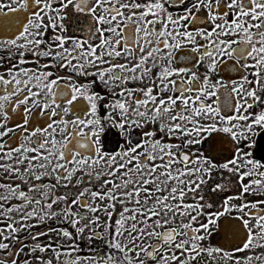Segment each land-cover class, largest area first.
Returning <instances> with one entry per match:
<instances>
[{
	"label": "snow or ice",
	"instance_id": "obj_1",
	"mask_svg": "<svg viewBox=\"0 0 264 264\" xmlns=\"http://www.w3.org/2000/svg\"><path fill=\"white\" fill-rule=\"evenodd\" d=\"M11 2L0 152L18 157L0 167L28 182L11 194L32 207L16 217L31 223L2 225L0 264H60L93 239L83 264H264V215L249 211L264 204V0ZM54 219L70 243L52 240Z\"/></svg>",
	"mask_w": 264,
	"mask_h": 264
},
{
	"label": "flooded vegetation",
	"instance_id": "obj_2",
	"mask_svg": "<svg viewBox=\"0 0 264 264\" xmlns=\"http://www.w3.org/2000/svg\"><path fill=\"white\" fill-rule=\"evenodd\" d=\"M0 2H3V0H0ZM9 6L15 7V4L12 3L11 0H9ZM17 14L18 13H12L11 15L14 16V15H17ZM5 15H7L6 11H5ZM189 53H190V47L182 46L179 49H175L174 57H176V59L178 61V57L179 56L187 55ZM0 57H2L5 61L10 59L9 57H7V55L4 52V50H0ZM185 66H187V65H185ZM201 71H203V69H201ZM177 83H179V81H177ZM0 139H4V138H0ZM20 142H21L20 138L17 137V139L15 141H13L11 144L6 143L5 144V151L7 150L8 147H15L16 144L20 143ZM32 146L34 147L35 145H32ZM3 155H4V153L0 152V165H10L12 167H16V165H14L13 161L18 157L17 153H13L12 158L9 159V160L3 159L2 158ZM29 155H34V153H29ZM41 162H43V161H41ZM20 166L21 167H27V163L26 162H22V164ZM19 175L20 174H18V173L11 172L8 168L0 167V197H6V199L0 200V204L4 205L3 208H0V213H4V215H0V231L4 232L5 237H7V235H8V230L5 227H2V225H4L5 222H12L14 227H18L19 223H31V220H29L27 222H25V221H17L16 220V217L18 215H23L24 212H26L29 207H32V205H27V206L23 205V201L22 200H20L19 198H17L16 196H13L11 194V185H13V184H19L21 186L20 190H26L27 187H28V182L19 179ZM77 175H79V173H77ZM247 179H249V178H245V182L247 181ZM88 180H89L88 176L84 175L83 176V181H84V186L85 187L88 186ZM32 182L33 183H37L36 181H32ZM42 182H52V183H54L55 180H54V177H44V178H42ZM75 187L76 186L73 185V189ZM41 190H43V189H41ZM65 190L66 189H64L62 187L61 189L58 190V194L62 193ZM32 194L35 195V192H33ZM84 199L87 202L86 198H84ZM255 199H264V196H262L259 193H257ZM16 204H20L21 207L23 208V211H16V210H13V212H7L6 211V209H8V208H10V207H12L13 205H16ZM37 207H39V206H37ZM74 208H75V206H73V210H74ZM118 211H119V209H117V212ZM249 211H252V212H254L256 214H259V215H264V204H257V207L255 209H249ZM234 216H235V213H232L231 217H234ZM112 219H113V221H112L111 224H114L115 216ZM48 223H49V221H46V224H48ZM48 225H50V224H48ZM53 225H54V228L57 229L60 226H63V227L67 226V223L66 222H61L60 224H58L57 220L54 219L53 220ZM44 228H45V224H41V225L36 226L34 229L20 230L18 232V235L21 236V237H26L28 235L29 231H37V230L43 231ZM38 239L40 241H43V242H48V237L47 236L39 237ZM215 239H216V237L213 236V240H215ZM6 242H9L10 244L13 243L10 240H8ZM14 243H15L16 246H18L19 241L14 242ZM26 243L31 245L32 242L30 240H27ZM11 251L14 252V248H12ZM256 251H259V249H256ZM49 252H50V250H49ZM49 252L44 254L45 258H49L50 257L49 256ZM2 253H3V250H0V261L5 259L4 255ZM37 254H39V253H37ZM21 256H23V253H21Z\"/></svg>",
	"mask_w": 264,
	"mask_h": 264
},
{
	"label": "rangeland",
	"instance_id": "obj_3",
	"mask_svg": "<svg viewBox=\"0 0 264 264\" xmlns=\"http://www.w3.org/2000/svg\"><path fill=\"white\" fill-rule=\"evenodd\" d=\"M85 198H86L87 201H89V199H90V197H88V196H86ZM77 207H78V205L75 206L74 210H76ZM81 211H83V209H81ZM100 215H101V219L102 220L106 218L103 213H100ZM112 221H113V219L110 220V223H112ZM48 224H50L53 227V229H54V231L51 234L52 240H60V242L63 243V244L70 243L69 240L62 239V238H60V237H58L56 235V232H55V229L56 228H54L53 220H49V223ZM65 227H68L70 230H72L71 227H70V225H68V224ZM101 229H102V225H101ZM101 229H98V231H101ZM104 234L105 233L103 231H101V235H104ZM83 235L85 237H87L88 233L85 232ZM99 243H100V241L99 240H96V239H93L92 240L91 245H89L88 243H86L84 241H79L77 243L78 245L76 244L75 249H74V251L72 253L68 254L67 257H62L61 258L60 264H63V260L65 258L75 259L76 256H79V257L82 258L81 264H83L84 258H91L94 255L99 254V247H98L99 246ZM49 256H51V251L49 252ZM51 258H52L53 264H57L55 257H51Z\"/></svg>",
	"mask_w": 264,
	"mask_h": 264
}]
</instances>
